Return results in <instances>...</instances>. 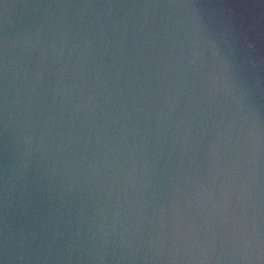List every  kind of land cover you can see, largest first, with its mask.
Returning <instances> with one entry per match:
<instances>
[{
  "label": "water",
  "instance_id": "obj_1",
  "mask_svg": "<svg viewBox=\"0 0 264 264\" xmlns=\"http://www.w3.org/2000/svg\"><path fill=\"white\" fill-rule=\"evenodd\" d=\"M0 264H264V0H0Z\"/></svg>",
  "mask_w": 264,
  "mask_h": 264
}]
</instances>
